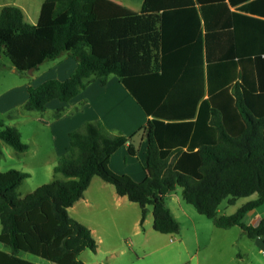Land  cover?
Wrapping results in <instances>:
<instances>
[{
	"label": "trees",
	"instance_id": "trees-1",
	"mask_svg": "<svg viewBox=\"0 0 264 264\" xmlns=\"http://www.w3.org/2000/svg\"><path fill=\"white\" fill-rule=\"evenodd\" d=\"M133 1L143 14H161V63L158 73L127 78L121 65H108L81 38L99 19L97 0H46L33 27L17 8L2 11L0 51L18 73L65 55L77 63L65 82L30 86L24 111L44 113L51 102L69 103L93 82L105 86L115 76L151 117L145 163L153 175L142 187L110 175L104 163L130 139L110 135L100 122L69 134L70 149L54 169L64 181L21 198L30 174L0 172V243L10 251H0V264H32L17 258L23 252L55 264H84L80 256L95 253L98 244L68 210L96 177L138 204L142 228L152 210L154 232L179 235L166 198L180 188L183 200L216 228L238 227L264 245V219L257 227L243 222L264 206V0ZM0 141L18 153L29 150L22 134L4 122ZM254 196L234 215H218L223 202L234 206Z\"/></svg>",
	"mask_w": 264,
	"mask_h": 264
},
{
	"label": "rangeland",
	"instance_id": "rangeland-1",
	"mask_svg": "<svg viewBox=\"0 0 264 264\" xmlns=\"http://www.w3.org/2000/svg\"><path fill=\"white\" fill-rule=\"evenodd\" d=\"M131 7L136 12L139 10L138 3ZM53 61L46 62L47 64L38 68L40 70H36L35 75L15 74L14 70H11V64L0 57V99L6 98L13 89L15 94L18 88L25 85L39 87L49 81ZM25 96L27 103L28 94ZM17 97H19L17 103H20L16 107H13L14 103L11 101L6 107L8 109L0 108V122L17 128L29 150L18 153L3 143L0 172L14 170L31 175L18 191L19 196L25 198L51 183L59 175L50 168L55 157L52 142L50 145L48 142L49 129L37 121V117L42 113L25 112L23 108L26 104L21 99V94ZM145 150L146 146L137 158H128L126 164L122 157L118 155L116 157L120 171L128 167L133 180L127 176L126 178L128 181L132 180L133 184H139L143 180L144 172L138 159L145 166ZM59 179L64 181L62 176ZM95 181L92 184V196H97L94 198L96 201L90 205H86L87 202L78 204L69 211L72 219L89 230H94L96 237L103 240L99 255L86 251L80 256L84 264H264L262 248L256 247L246 236L240 238L242 232L240 228L230 231L216 228L213 221L200 216L193 206L183 200L180 188L166 198L167 207L181 226L179 236L170 237L154 232L153 219H150V223L142 230L138 204L117 197L114 187L104 184L100 178ZM99 183L106 185L107 190L100 192L97 188ZM255 199L257 196L252 199H238L237 206L240 207L246 201ZM94 202L99 206H94ZM233 212L234 207L231 206L226 214L231 216ZM240 252L246 256L238 258Z\"/></svg>",
	"mask_w": 264,
	"mask_h": 264
},
{
	"label": "crops",
	"instance_id": "crops-1",
	"mask_svg": "<svg viewBox=\"0 0 264 264\" xmlns=\"http://www.w3.org/2000/svg\"><path fill=\"white\" fill-rule=\"evenodd\" d=\"M45 1L46 0H0V16L2 11L6 8H17L22 14L24 24L33 27L38 24L40 11H42ZM133 4H136L133 0H97L96 11L99 19L96 23L91 24L88 33L81 37L82 39L87 40L90 44L93 54L106 59L108 65H121L123 77L126 78L155 72L158 73L160 72L161 63V14H143L141 5H139V10L136 12L133 7H131ZM0 57L7 60L5 54L1 51ZM52 63L51 70L53 71L50 73L49 81L59 80L65 82L77 67V63L69 55L61 56L60 58L55 59ZM11 70H14L13 72L18 74L12 65ZM36 73L37 72L34 71L33 75ZM30 86L31 85L28 84L18 88L15 94L13 89L6 95V98H3L2 100L0 99V108H4L5 110L8 109L6 107L11 101L14 103L13 107H16L20 103H17V99L19 98L17 97L18 94H21V99H23L26 104L25 100L27 96H25V94H28V88ZM58 115L59 117H57ZM37 118V121L49 129L50 138H48V142L49 145L50 142H52L53 155L55 157L53 159L54 164L50 167L53 171L60 158L67 154L70 149L69 134L73 131L81 130L88 123L100 122L105 126L110 135H121L129 138L130 142L122 147L115 155L106 160L104 167L110 175L123 182H130L133 184V176L128 170V167L120 171L121 169L118 167L116 157L117 155L118 157H122L124 164H126L129 161L128 158H137L142 152L144 146L147 148L145 128L148 121L151 120V117L148 118L145 115L142 108L133 99V96L125 89L117 77H109L108 84L105 86H102L100 81L93 82L78 97L69 103H61L60 101L51 102L47 106L46 111L40 114V117ZM3 143L4 142L0 141L1 156L3 152ZM138 162L140 168L143 169L144 177L139 184L133 185L142 187L151 179L153 170L146 163H144L145 166L142 165L139 159ZM60 176L61 175L57 176L55 179H59ZM126 176L132 180L128 181L129 179L126 178ZM97 178L99 177L92 180L84 198L77 202L68 211L74 209L78 204L82 205L87 202L86 205H90L91 202L96 201L94 198L97 196H92V184L96 182L95 180ZM101 181L104 182L103 180ZM104 184H106V182H104ZM106 185L99 183L97 188L101 192L102 190H107ZM117 197L122 200L125 198L128 199L127 197H120L118 195ZM237 202L238 200L235 205L232 206L234 207L232 215H234L236 211L245 204L252 202V200L249 202L246 201L245 204L240 207L237 206ZM93 205L99 206L97 202H94ZM229 207L231 206L228 204V201L223 202L218 210V215L220 217H229L226 214ZM150 219H153L152 210L149 211L143 228L150 223ZM263 219L264 206L246 215L243 222L247 226L257 227ZM232 229L222 230L230 231ZM1 231L2 227L0 224V234ZM90 231L98 244V249L95 252V255H99L102 251L101 243H103V240L96 237L94 230ZM165 236L172 237L171 235ZM243 236L246 235L242 231L239 237L241 238ZM250 241L255 244L256 247L262 248L261 252L264 251V245L261 240ZM0 251L10 254L9 248L3 243H0ZM244 256H246L245 253L240 252L237 257L243 258ZM112 257L114 256L112 255ZM17 258L32 264H55L24 252L20 253Z\"/></svg>",
	"mask_w": 264,
	"mask_h": 264
},
{
	"label": "water",
	"instance_id": "water-1",
	"mask_svg": "<svg viewBox=\"0 0 264 264\" xmlns=\"http://www.w3.org/2000/svg\"><path fill=\"white\" fill-rule=\"evenodd\" d=\"M33 72H34V70H31V71L29 72V74H33Z\"/></svg>",
	"mask_w": 264,
	"mask_h": 264
},
{
	"label": "built area",
	"instance_id": "built-area-1",
	"mask_svg": "<svg viewBox=\"0 0 264 264\" xmlns=\"http://www.w3.org/2000/svg\"><path fill=\"white\" fill-rule=\"evenodd\" d=\"M262 254L264 255V251L262 252Z\"/></svg>",
	"mask_w": 264,
	"mask_h": 264
}]
</instances>
